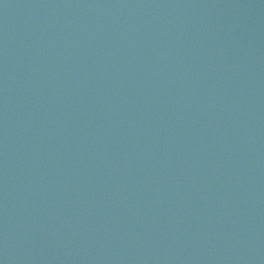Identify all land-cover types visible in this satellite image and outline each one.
<instances>
[{"label": "water", "instance_id": "95a60500", "mask_svg": "<svg viewBox=\"0 0 264 264\" xmlns=\"http://www.w3.org/2000/svg\"><path fill=\"white\" fill-rule=\"evenodd\" d=\"M0 264H264V0H0Z\"/></svg>", "mask_w": 264, "mask_h": 264}]
</instances>
